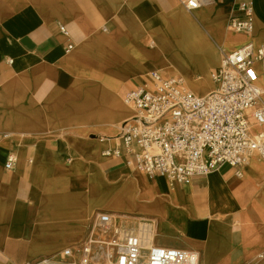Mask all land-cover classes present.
I'll return each mask as SVG.
<instances>
[{"label":"crops","instance_id":"0c3cea01","mask_svg":"<svg viewBox=\"0 0 264 264\" xmlns=\"http://www.w3.org/2000/svg\"><path fill=\"white\" fill-rule=\"evenodd\" d=\"M249 1L253 29L236 36L228 22L237 0L194 11L180 0H0V264L69 246L77 258L89 237L110 236L97 226L101 212L126 229L155 218L154 243L198 250L201 264H264L262 160L250 158L241 173L226 164L171 188L138 168L133 153H105L135 114L122 99L158 71L150 54L140 58L155 46L157 30L172 32L186 58L201 46L212 74L235 45L264 43V0ZM93 50L119 103L98 118L70 121L57 109L69 98L61 77L84 68ZM9 151L17 156L11 170ZM158 205L166 208L163 219Z\"/></svg>","mask_w":264,"mask_h":264},{"label":"built area","instance_id":"2783aa9c","mask_svg":"<svg viewBox=\"0 0 264 264\" xmlns=\"http://www.w3.org/2000/svg\"><path fill=\"white\" fill-rule=\"evenodd\" d=\"M210 1L180 0L189 11ZM236 5L238 13L231 16L228 29L248 34L254 26L253 2L237 0ZM61 30L66 32L63 26ZM212 80L214 89L200 96L180 74L151 72L148 81L126 94L135 114L122 123L115 148L105 153H133L138 168L171 188L189 185L193 176L226 164L241 173L252 156L264 162V43L249 41L226 52ZM16 160L9 151L5 168L13 169ZM152 223L142 219L136 230L119 231L113 215L101 212L97 226L110 236L89 237L79 245L77 258L75 247L69 246L25 264H98L103 258L113 264H201L198 250L148 242Z\"/></svg>","mask_w":264,"mask_h":264},{"label":"bare ground","instance_id":"6f19581e","mask_svg":"<svg viewBox=\"0 0 264 264\" xmlns=\"http://www.w3.org/2000/svg\"><path fill=\"white\" fill-rule=\"evenodd\" d=\"M158 25H160V22H158ZM231 32L236 36L239 35L238 32L232 30ZM153 40L155 46L149 49L148 52H146V50L142 51L141 60L147 58L149 56L148 54H150V58L154 62V70L181 74L186 86L197 95H205L214 89L212 74L206 71L205 68L203 60L205 56L203 55V48L201 46L194 49V57L190 59L181 54L174 34H172V32L170 33L167 28L164 29V33L157 30ZM236 46L238 48V45H235V47ZM100 62L101 57L97 51L93 50L84 68L76 69L72 75L61 77L63 84L67 86L64 93L67 95L66 97L69 96L66 101L65 99L61 100V105L57 107L61 116L64 115V111L66 110L68 117H70V121H85L89 118L103 116L104 113L101 112V108L107 107L108 110L111 111L113 105L119 103L115 100L114 94H112V92H116V90L112 87L111 79L102 71ZM165 67H169V69ZM148 72H150V70H144L143 74ZM72 80H74V83ZM122 101L126 103L125 97ZM127 105L131 109V112L134 113V107L128 103ZM122 123L120 124V129ZM177 185L179 184H176V186ZM128 205L132 206V202L129 201ZM165 209L163 205H158L156 208V211L161 214L162 219L166 213ZM142 219H150L153 222L149 229L150 231L147 232L146 235V240L148 242H153L156 234L154 228L155 218ZM178 224L182 227V220H179ZM113 226L119 231L126 229L118 226L114 222V217ZM242 227H245V225L242 224ZM137 228L138 226L131 229L136 230ZM127 230H129V228H127ZM98 264H113V260L110 258H103V260H99Z\"/></svg>","mask_w":264,"mask_h":264},{"label":"rangeland","instance_id":"374dc122","mask_svg":"<svg viewBox=\"0 0 264 264\" xmlns=\"http://www.w3.org/2000/svg\"><path fill=\"white\" fill-rule=\"evenodd\" d=\"M74 262H76V261H74Z\"/></svg>","mask_w":264,"mask_h":264}]
</instances>
